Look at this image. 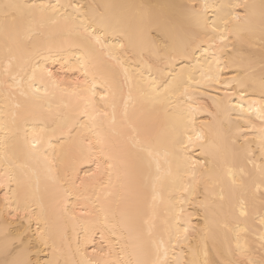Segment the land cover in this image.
I'll return each mask as SVG.
<instances>
[{
    "label": "bare ground",
    "instance_id": "obj_1",
    "mask_svg": "<svg viewBox=\"0 0 264 264\" xmlns=\"http://www.w3.org/2000/svg\"><path fill=\"white\" fill-rule=\"evenodd\" d=\"M17 2L65 7L60 8L54 17L49 12L43 21L38 20L33 25L30 32L22 30L19 43L7 38L0 28V183L4 184L0 187V254L6 244L12 247L17 235L13 229L24 231L28 228L29 235L37 233L35 218L29 224L19 218L13 221L8 215L12 209L4 208L7 195L13 208L17 202L21 206L27 202L35 210L41 218L40 228H47L60 245L61 250L56 254L60 264H75L85 257L109 260L111 264L118 260L135 264L138 259L155 260L158 256L163 260L164 246L157 251L159 240L163 237L166 246L167 232H174L176 226L181 231L189 229L188 242L178 245L175 251L169 249L167 264H176V259L203 264L205 246L208 259L217 264L226 261L247 264L249 259L259 264L264 258V248L261 247L264 225L260 223L264 218V183L254 164L261 163L258 145L264 125V120L260 119V109L264 105L261 91L264 0ZM204 3L212 6L206 16L217 21L216 32H212L211 27H198L191 12L177 7L195 5L199 10ZM71 4L95 5L100 12L109 14L132 11L119 7L124 5L152 6L176 20L180 29L178 47L182 39L198 37L200 50L196 51L195 58L181 56L173 59L161 52L163 62L158 63L159 70L153 64L157 61L155 50L151 53L145 50L141 55L138 49L129 47L121 56L134 81L142 77L145 82H154L162 94L156 97L145 84L147 94L141 95L133 88L131 101L135 104L138 126L143 129L147 125L152 130L159 152V171L156 162L148 167L133 159L130 176L125 175L119 146L128 142L127 131L124 135H111L106 128L98 129L108 137L103 152L98 150L101 146L95 143L96 137L83 132L86 117L82 115L85 101L81 97L90 95L87 89L94 86L97 90L95 99L100 100L99 93L105 90L101 74L105 73V63L110 62L104 56V63L93 66L88 59L86 68L81 66L86 58L99 55L100 48L93 49L92 44L83 40L80 27L83 16L68 7ZM104 5L117 7L105 9ZM235 5L240 7L221 8ZM213 12L217 15H212ZM62 14L71 19L66 22ZM232 16L238 19L234 20ZM225 19L228 23L224 22ZM92 31L90 27L89 32ZM94 34L101 36L105 51L124 39L120 35L103 34L99 27H95ZM221 34L227 37L223 42L219 39ZM222 43L228 45L227 50H220ZM6 45L15 56L12 73L17 75L26 93L24 96L3 83ZM226 63L229 66L224 68ZM149 64H152L151 70ZM217 64L224 68L218 74L219 82L198 84L201 73H207L209 66L215 73ZM181 69H184L183 75L177 76ZM189 77H192L191 88L184 92ZM120 79L123 81V74ZM241 79L243 85L237 83ZM120 95L127 98V86L122 88ZM237 104L247 110L241 112L235 107ZM121 109L122 103L118 107V129ZM90 142L94 151L87 153ZM81 150L90 158H82ZM249 159L254 164L249 163ZM48 161L53 163L49 165ZM49 167L53 169L52 175H59L61 179L66 167L75 169L73 178L78 171L82 179L85 171L96 172L99 167L80 199L75 195L62 197L66 202L64 206L70 209L69 215H64L57 204L55 197L59 186L48 179ZM221 195L223 199H220ZM130 201H134L137 209L132 219L126 211ZM242 203L246 216L240 215ZM72 214L76 215L78 222L70 219ZM237 234L247 258L239 254ZM116 241L119 242L114 243ZM25 255L33 261L38 258L40 264L53 258L51 249H43L37 256L33 248Z\"/></svg>",
    "mask_w": 264,
    "mask_h": 264
},
{
    "label": "snow or ice",
    "instance_id": "obj_2",
    "mask_svg": "<svg viewBox=\"0 0 264 264\" xmlns=\"http://www.w3.org/2000/svg\"><path fill=\"white\" fill-rule=\"evenodd\" d=\"M62 7L65 6L53 4L36 5L31 3H19L17 0H0V28L3 29V32L7 38H11L19 43L18 37L22 30L30 32L33 25H35L38 20L43 21L49 12H51L54 17ZM68 7H72L77 12L82 13L83 19L80 22V27L83 29L81 33L83 40L87 42V44H92L93 49H95L97 46L100 48L99 55L86 58L85 64H82L81 66L86 68L88 59H91L93 66H95L97 63H104L102 60V57L104 56H106L107 61L110 62L105 63V73L101 74V79L103 80L105 90L99 93L100 100L96 101L95 99L97 90L94 86L87 89L90 95L81 97L85 101L82 115L86 117V120L82 125L83 132L93 134L96 137L95 143L101 146L98 150L103 152L104 147L108 143V137L97 131L98 129L106 128L111 135H124L125 131H127L128 142L122 143L119 146V152L121 153L120 163L123 166L125 175L130 176V168L132 166L133 159H138L141 163L147 164L148 167H151V164L156 162L157 171H159V162L157 159L159 152L156 150V142L152 136V130L147 125H144L143 129L138 126L137 122L135 121V104L131 103V101L133 99V88H135L141 95L147 94L145 92V84L147 88L151 89L152 93L156 94V97H159L162 94L160 93L159 88L154 86V82H145L142 77L139 80L134 81L133 77L129 75L128 68L122 63L121 56L124 54V50H127L129 47L138 49L141 55H143L145 50L150 53L155 50L157 61H154L153 64H156L157 70H159L158 63L163 62L162 59H160L161 52L173 59H179L181 56L184 58L189 56L195 58L196 51L200 50L198 37L184 38L181 41V46L178 47L177 37L179 35L180 29L176 20L172 16H169L163 12H158L152 6L144 4L119 6L121 8L132 10L123 14H109L108 12H100L98 7L95 5L71 4L68 5ZM115 7L117 6L104 5L105 9H111ZM177 7L191 12V18L195 20L198 27L203 29L211 27L212 32L217 31V21L209 20L206 16L208 9L212 7L208 3L201 4L199 6V10H197L195 5H192L191 8H189L187 5H180ZM223 7H240V5L221 6V8ZM212 15L215 16L217 13L213 12ZM231 18L234 20L238 19L236 16H232ZM63 19H65L67 22L71 19V17L63 15ZM76 19L80 18L77 17ZM224 22L228 23L227 19H225ZM90 27L93 28L92 32H89ZM95 27L103 29V34L120 35L124 39L118 45H115L105 51L101 36L94 34ZM224 31H227V29ZM219 39L223 42L227 39V37L221 34ZM262 39H264V37H262ZM227 49L228 45L226 43H222L220 50L225 51ZM11 53L12 49L7 48V54L5 56L6 63L4 65L5 78L3 83L9 88L19 90L20 95L24 96L26 93L22 89L21 84L18 82L17 75L12 73L15 56L11 55ZM228 66L229 65L226 63L224 68H227ZM151 67L152 64H149V70H151ZM224 68L219 67V64H217L215 73H213L211 67L209 66L208 72H202V78L200 81H197V83L206 84L208 81L218 83V74L223 72ZM172 71L175 72V68H173ZM183 73L184 69H181L176 75L181 76ZM121 74H123V81L120 79ZM34 76L35 72H33V77ZM48 76L51 78L52 73L49 72ZM95 79L96 76L94 74L93 84L95 83ZM173 79H175V77ZM232 79L236 80V77H233ZM191 80L192 77H189L188 83L186 86H184V92H188L190 90ZM237 83L243 85L244 80H238ZM77 84H79L78 81ZM124 86L128 87V96L126 99L120 95V92ZM36 91L38 92L39 89H36ZM167 91L168 89L165 88V92ZM261 91L264 93V77L261 78ZM73 92L75 94V90H73ZM153 99H155V97ZM121 103L122 109L119 112L120 128L118 129V107ZM235 107L239 108L241 112L247 110L239 104H237ZM260 112V119L264 120V105H262ZM261 133L260 143L258 145L261 163L259 165H255L254 161L251 159H249V163H253L254 167L258 168L261 182L264 183V125H262ZM196 139L199 140L200 137L197 136ZM189 140H191V137H189ZM32 147L35 148L36 144L33 143ZM93 151L94 148L90 142L87 146V153H92ZM80 155L85 159L90 158L89 156H85L83 150L80 151ZM45 160H47V157H45ZM52 163V161H48L49 165ZM111 167L112 165L109 164V168ZM52 171L53 169L49 167L48 179H50L54 185L59 186L55 197L57 204L60 206V211L64 215H69L70 209L64 206L66 202L62 199V197H70L75 195L77 199H80V197L88 190V182L92 178L96 177L97 173L99 172V167H97L96 172L85 171L83 179L80 178L78 171H76L75 178H73L72 172L75 171V169L69 167L65 168L62 179L59 175H52ZM228 171L229 176L232 177V169L229 168ZM241 172H243V169H241ZM110 175L111 173H109V176ZM192 175L194 176V173ZM157 179H159V177H157ZM232 182L235 184V179H233ZM0 187H4V184L0 183ZM129 195L131 196L132 193L129 192ZM223 198V195H221L220 199ZM153 199L155 200V196ZM4 208L12 209L8 215L11 216L13 221L19 218L21 220L27 221L30 224L31 220L35 218L37 222V233L29 235L30 229L28 228H25L24 231L13 229L17 235L12 241L11 248H9L7 244L4 246L3 252L0 254V264H40L38 258L35 261H33L31 258H26L25 254H30L33 248H35L37 256L43 249H51V255L53 258L47 260L45 264H60V261L56 258L57 252L61 250L60 245H58L56 238L48 231L47 228H40L41 218L37 216L35 210H33L27 202H25L23 206L17 202L16 206L13 208L7 195H5ZM126 211L129 219L134 218L137 212L134 201L129 202ZM81 215H87V213H81ZM240 215H247L243 203L240 207ZM70 219L77 221V217L74 214L70 215ZM260 223L264 225V218L260 220ZM21 227H23V225H21ZM188 232V228H183V231H181L179 226H176L174 232L168 230L166 246L164 238L161 237L157 247V251L159 252L160 246H164V259L161 260L159 256L155 260L138 259L135 261V264H167L169 249L175 251V248L178 245L187 244ZM151 235L152 232L151 229H149V236ZM239 239V234H237V249L240 255L246 257V249L239 243ZM262 239H264V237H262ZM118 242L119 241H116L114 243ZM261 247L264 248V244H262ZM77 251H79V249H77ZM204 257L205 259L203 264H217V262L208 259L206 246L204 248ZM75 264H111V262L109 260L97 261L92 258L85 257L79 261H76ZM116 264H124V262L118 260ZM128 264H131V262H128ZM176 264H189V262L176 259ZM191 264H200V261H193ZM221 264H243V262L226 261L221 262ZM247 264H257V262L249 259L247 260ZM259 264H264V258L261 259Z\"/></svg>",
    "mask_w": 264,
    "mask_h": 264
}]
</instances>
